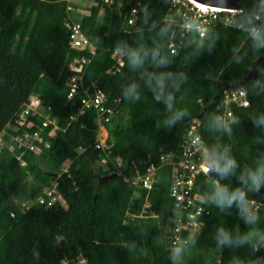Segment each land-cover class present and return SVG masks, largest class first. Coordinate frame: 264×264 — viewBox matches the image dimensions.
I'll list each match as a JSON object with an SVG mask.
<instances>
[{"label":"trees","instance_id":"16d2710c","mask_svg":"<svg viewBox=\"0 0 264 264\" xmlns=\"http://www.w3.org/2000/svg\"><path fill=\"white\" fill-rule=\"evenodd\" d=\"M117 1L111 6L103 0L88 3L85 13L75 17L66 12L67 0H0V134L15 121L34 93L39 95L44 109L51 110L57 127L53 140L48 135L52 126L45 128L44 143L51 140L50 144H41L39 153L27 151L25 167L8 151H0V264H171L168 240L174 228L170 219L175 209L169 194L172 169L166 166L158 174L149 193L151 207L146 216L131 218L128 214L132 208L134 215H140L146 196L143 190L140 198L132 196L128 180L135 177L133 164L143 171L144 166L139 164L148 159L155 165L160 164L162 155L177 160L182 135L192 124L198 126L205 147L210 148L220 139L239 164L251 163L249 149L255 151L254 138L261 132L252 127L248 114L264 112V97L248 96L247 108L230 105L241 120L233 127L231 138L219 137L208 127L213 114L224 112L221 101L216 102L219 92L227 84L245 78L248 66L257 60L250 54L245 64L231 62L234 50L245 46L244 34L226 25L214 26L220 41L212 54L205 51L191 64L183 65L185 52L181 48L176 55L168 51L170 37L161 39L141 24L140 7L147 6L152 21L159 22L168 15L170 6L162 5L161 0ZM132 8L137 15L130 26L123 16ZM67 22L80 24L95 48L93 55L87 50L70 49ZM121 39L133 47L160 46L168 51L170 66L153 69L146 65L149 71L188 74L187 84L177 93L176 107L187 108L189 116L171 130L161 124L167 115L164 106L153 101L143 81H138V73L126 67V61L120 72L107 74L114 63L113 44ZM74 57L90 60L83 75L84 85L93 83L110 99L121 100L120 116L106 125L108 143L112 145L111 153L105 157L106 166L100 164V152L94 148L95 113L87 111L76 118L80 104L76 98L67 99V83L72 76L68 64ZM133 81L140 83L141 102L131 103L122 96L123 86ZM222 97L223 93L220 100ZM32 120L41 126V117ZM67 163L70 177L62 172ZM111 173L118 176L100 183V176ZM55 179L65 204H40L37 198L42 190L38 183L48 186ZM205 181L206 177L198 179L202 196L207 190ZM223 183L236 186L235 178ZM23 202L29 204L28 209L21 210ZM201 204L208 215L201 221L195 247L185 255L184 264H228L231 255L245 256L247 249H225L221 256L213 241L215 227L232 228L238 224L242 231L246 230L235 211L224 216L217 208ZM260 215V227L264 228V210ZM187 236L183 234V238ZM121 243H134L136 251L129 252ZM258 255H264V251Z\"/></svg>","mask_w":264,"mask_h":264},{"label":"clouds","instance_id":"9594fccd","mask_svg":"<svg viewBox=\"0 0 264 264\" xmlns=\"http://www.w3.org/2000/svg\"><path fill=\"white\" fill-rule=\"evenodd\" d=\"M181 0H161V4L171 6ZM190 11L177 15H165L159 22L151 19L147 6L139 9L143 28L149 29L161 39L172 37L173 41L185 52L181 64L188 65L205 51L211 55L220 34L203 17L196 14L197 8L211 11L217 19H223L228 26L245 37V46L234 50L230 60L233 64L242 65L249 55L257 57V62L248 66V72L254 73L247 83L239 82L232 85L233 94L244 97V103L250 105L248 96L264 97V0H239L238 7L229 6V0H212L202 3L200 0H183ZM153 24L155 26L153 27ZM142 28V30H143ZM178 34V35H177ZM114 52L126 61V67L138 73V81H143L156 104H162L167 113L161 122L167 130L174 128L179 122L189 116L187 108H177V93L187 84L189 76L183 71H149L146 65L153 69L168 68L170 55L160 46H131L126 40H117L113 44ZM123 77V74H121ZM124 100L131 103L141 102L140 83L133 81L122 88ZM248 120L253 128L261 134L254 138L255 151L249 149L251 163L243 166L231 154L230 148L220 142V139L209 148L204 147L201 163L197 171L206 176L207 190L201 197L204 204L213 206L224 216H231L233 210L236 217L243 222L246 230L242 231L237 224L232 228L215 227L213 241L220 255L225 249L235 252L237 249H247L245 256L231 255L228 264H264V228L260 227L261 210H264V112L258 115L249 112ZM241 124L240 117L229 112L227 116L213 114L208 127L219 134V137L233 136V127ZM196 144H201L199 136ZM235 178L236 186L229 187L223 181ZM260 197L255 199L253 197ZM181 204L177 203L170 223H175V217L181 215ZM203 210L201 209V212ZM195 221V217L191 218ZM195 234L187 238H179L169 250L171 264H184V257L195 247ZM121 247L129 252L136 251V245L121 243Z\"/></svg>","mask_w":264,"mask_h":264},{"label":"built area","instance_id":"2783aa9c","mask_svg":"<svg viewBox=\"0 0 264 264\" xmlns=\"http://www.w3.org/2000/svg\"><path fill=\"white\" fill-rule=\"evenodd\" d=\"M87 1V5L88 3L92 4L97 2V0ZM103 2L109 6L118 4L117 0H103ZM67 3L66 12H73L72 7L74 8L75 4L72 0H67ZM85 7L86 5L84 8ZM181 12L192 14L190 6L186 7L185 4L176 2L170 6L168 15L178 16ZM196 14L203 17V20L201 21L202 23L207 21L212 27L220 24L228 26L223 19H217L211 11L196 9ZM136 15V9L132 8L129 14L123 16V20L126 24L131 26L135 22ZM66 27L69 31L70 49L75 51L87 50L90 55L95 53V48L84 36L79 23L67 22ZM167 48L170 54L176 55L180 47L173 41L172 37H170ZM111 59L114 63L107 71V74L120 72V69L124 65L123 60L115 52H113ZM89 61V58L74 57L68 64V70L71 72L72 76L67 83V99L74 100L76 98L80 104L76 118L83 117L87 111H93L95 113L97 139L94 148L100 152V164L106 166L107 159L105 157L106 155H109L112 150V145L108 143L106 125L114 118L120 116L122 109L121 100L110 99L93 83L90 85H84L83 75ZM220 101L221 105L224 107L222 115L225 116H227L229 112L233 113L230 109V105L234 104L238 108H247L249 106V104L244 103V97H238L233 94V89L224 91L223 97ZM36 117L42 118L41 126H36V123L32 120ZM48 126H52L53 128L48 133L50 139L53 140L56 136L55 133L57 127L54 120L51 119V110L49 108L44 109L39 95L34 93L19 110L15 121L11 125H6L2 130L0 134V151H8L15 157L21 167H25L26 162L24 156L27 151L39 153L41 150V144H44L45 147H48L50 144L51 140L49 143H44V138L42 136V133H44L45 128ZM197 136L201 138L198 126L196 124L190 125L182 135L181 152L177 160H173L170 156L162 155L159 159L160 164L155 165L153 161L148 159L139 164L144 166L143 171L140 170L138 165L133 164L135 177L128 180L129 185L133 188L132 196L134 198L141 197L140 190L146 192L144 205L140 215H134L132 213L133 208L130 210L132 212L128 214L131 218H142L146 216L147 211L151 207L148 197L156 183L158 174L166 166L171 167L169 194L175 205L177 203L181 204L180 209H178L181 215L176 218L174 228L168 240L170 248L176 240L183 238L184 233H188V236L192 234L196 235L202 225V219L208 215V210L201 204V188L197 182L200 177H206L202 171H197L201 163L205 145L203 141L201 144L195 143V138ZM68 166L69 163L64 166L62 169L63 173L68 174ZM67 177H70L69 174ZM39 186L42 190V195L37 198V201L40 204H46L47 206H51L55 203H60L61 205L65 204L58 192L59 182L57 179L51 180L48 186L43 184H39ZM20 205L22 207L21 210L29 208L28 203L23 202ZM201 209L203 210L202 212ZM192 217H195V221L191 219ZM62 264L65 263L62 262Z\"/></svg>","mask_w":264,"mask_h":264},{"label":"water","instance_id":"95a60500","mask_svg":"<svg viewBox=\"0 0 264 264\" xmlns=\"http://www.w3.org/2000/svg\"><path fill=\"white\" fill-rule=\"evenodd\" d=\"M200 2H202V3H205V2H212V0H200ZM181 3H183V4H185L184 2H183V0H181ZM229 6H231V7H238L239 6V0H229ZM197 9H199V10H204V11H206L204 8H197ZM210 11V10H209ZM262 61H264V59H262L260 62H262ZM257 62V60L254 62V63H256ZM254 75V73H249L245 78H243L241 81H239V82H244V83H247V81H248V79H250V78H252V76ZM239 82H236V83H231V84H227L226 85V89L225 90H221L220 92H219V94L217 95V97H216V102H219L220 101V97H221V95H222V93L224 92V91H226V90H231L232 89V85H234V84H237V83H239ZM116 176H118V174H115V173H111L110 175H108V176H100V183H103V182H106V181H108V180H110V179H113L114 177H116Z\"/></svg>","mask_w":264,"mask_h":264},{"label":"rangeland","instance_id":"374dc122","mask_svg":"<svg viewBox=\"0 0 264 264\" xmlns=\"http://www.w3.org/2000/svg\"><path fill=\"white\" fill-rule=\"evenodd\" d=\"M73 1V3L75 4V6H74V8L72 7V10H73V16H75V17H80L82 14L81 13H83V12H85V8H84V6L86 5V3L88 2L87 0H72ZM31 183H35L36 184V180H34V179H30L29 180ZM40 183H38V185H39ZM161 236H163V232L161 231ZM80 263L81 264H83V262L82 261H80Z\"/></svg>","mask_w":264,"mask_h":264},{"label":"bare ground","instance_id":"6f19581e","mask_svg":"<svg viewBox=\"0 0 264 264\" xmlns=\"http://www.w3.org/2000/svg\"><path fill=\"white\" fill-rule=\"evenodd\" d=\"M198 182V181H197ZM169 189H170V186H169Z\"/></svg>","mask_w":264,"mask_h":264}]
</instances>
